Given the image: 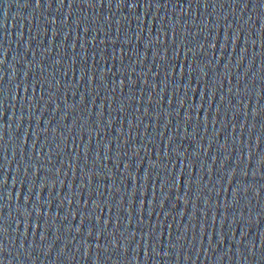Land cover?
<instances>
[{
	"label": "water",
	"instance_id": "95a60500",
	"mask_svg": "<svg viewBox=\"0 0 264 264\" xmlns=\"http://www.w3.org/2000/svg\"><path fill=\"white\" fill-rule=\"evenodd\" d=\"M145 2L167 6L149 7L145 11L143 7L129 8L127 3L117 7L115 0L111 7L97 5L91 8L83 3H73L69 7L68 0H64L61 6L58 0H51L49 7L46 0H41V6L37 8L35 0H29L28 6H25V0H0V100L3 101L0 108V136L3 137L0 140V156L7 158V164L0 168V174L6 172L8 184L5 191L12 194L11 199L6 197L0 200V214L7 220V233L0 234L2 264H94L97 257L98 264H264V161H261V157H264V0H139L140 4ZM76 17L81 20V28L85 24L89 26V35L76 28L73 23ZM53 19L56 20L55 24L51 23ZM93 27L99 30L93 32ZM105 33L109 39H116L117 47L125 36L129 41L123 45V62L129 70L127 77L138 83L132 101L126 99L130 86L126 84L121 92L117 85L115 95L126 105L124 111L118 110L110 88L97 86L96 90L90 92L87 90V79H78L83 63L81 56L85 53L92 71L103 69L102 74H107V70L111 69L109 79L112 72L117 71L121 53L117 51V60H111L112 45L99 43L105 38ZM92 36L96 37L95 42H92ZM158 36L161 44L153 43L146 49L149 40L156 41ZM181 37L186 39L182 41ZM83 41L87 44L82 48ZM74 43L75 48L72 47ZM210 44L215 47L210 48ZM164 45L168 46V63H175L176 70L168 79V88L161 92L162 84L154 90L147 85L164 80L163 68H156L161 62L153 59L152 54V50ZM177 45L180 47L177 48ZM189 48L191 51H187ZM101 49H104L103 55L99 54ZM173 52H179L178 58L173 57L177 59L175 61L172 60ZM73 55L76 56L75 64L72 63ZM143 72H148V75L141 76ZM154 73H158L155 78ZM142 79L147 81L143 88L139 83ZM56 81L60 82L59 85ZM32 83H37L35 94ZM173 84L179 85V88L169 106L167 101L172 95ZM25 85L28 86L27 93L23 90ZM258 91L259 96L256 95ZM149 92L153 97L149 116L141 115L142 108L141 112L134 114L133 107H139L141 100L146 102ZM41 95L43 100L40 99ZM81 96L84 97L83 103ZM106 96L108 99L104 100ZM160 96L164 97L163 104L157 107L155 101ZM26 97H31V102ZM181 98L186 100L184 108L177 104ZM102 102L104 108L99 126L105 131L100 132L99 136L93 133L88 163L91 165L98 140L111 142L110 155L114 156L117 149L120 150L119 167L112 160H104V167L101 169L98 164L96 171H102L105 175L111 172L116 178L115 185L120 192L116 194L113 191L111 194L122 197L125 206L129 202L132 184L122 180L125 176L123 161L133 159L141 162L139 171L136 167L130 169L137 176L138 184L143 182L145 169L150 173L145 185L146 193L151 199L154 191L155 201L151 207H145L143 218L151 224H162L163 236L159 244L152 245L155 251H152V247L148 248L147 256L144 254L145 242L139 234L134 242H129L127 253L121 250L120 245L124 243V236L121 235L124 232L123 220L118 229L111 223L108 225V230L114 235H102L99 249L96 247V233L87 237L84 232L93 221L85 220L79 234L74 230L81 218L78 213L85 209L91 211L93 207L90 202L84 205L91 189L83 185V190L77 187L79 173L75 184L70 172L67 176L57 177L58 180H65L66 184H73V188L68 192L67 188L61 190L57 186L52 191L53 197L57 193L69 199L72 192L78 195L71 205L66 199L59 210L55 199L50 210H41L48 211L52 217H45L48 222L46 238L40 239L44 234L43 228L31 226L27 229L28 235H23V218L16 211L17 206L23 210V199L18 201L15 196L24 174L20 138L27 133L24 153L31 150L32 141L36 139L33 135L35 132L39 138L37 150L45 140L55 149L60 133L66 138L69 149L73 147L74 138L82 148L88 142L87 128H96V114L101 111L99 106ZM201 103L203 108L196 109L194 121L185 125L184 111L189 105L195 107ZM69 108L72 110L69 111ZM253 109H259L260 115L254 117ZM155 110L171 111L173 115L169 119L172 123L165 127L161 116L159 124L154 127L151 113ZM176 112L180 115L176 116ZM134 115L133 127L129 128L127 117ZM62 116L65 117L63 120ZM86 119L88 124H84ZM109 119L112 120L110 127L107 125ZM196 120L200 121L198 126H194ZM145 124L148 125L146 130ZM177 124L180 126L177 127ZM241 124L244 125L243 129ZM81 126L84 128L82 138L78 134ZM45 128L49 129L47 133L43 131ZM53 128L57 129L55 133ZM173 132V146L180 145L178 151L190 158L189 161L176 160L174 165L175 173L182 172L185 177L187 173H192L194 183L187 193L186 205L182 202L177 204L176 200L177 196L185 195L186 189L182 183L179 191L172 188L171 180L168 185H161L156 172L163 177L164 170L154 168L151 172L149 161L157 163L155 153H163L164 141ZM185 135L187 139H183ZM63 147L64 144L60 143V148ZM137 147L140 148L139 155L133 158L132 152ZM100 149L103 156V143ZM196 151L199 156L192 155ZM125 152L128 153L127 157L124 156ZM41 156V164H45L46 157L43 153ZM60 158L67 167L68 156L63 151ZM56 162L57 157L53 155V165ZM189 162L194 165L192 168L188 166ZM0 163L4 161L0 160ZM17 165L21 169L19 176L16 175ZM171 167L173 165H169L170 171ZM64 171L68 172L67 168ZM28 176H31V169ZM14 177L16 185L12 184ZM218 180L220 183H217ZM195 181H199V185ZM96 187L93 184L92 189ZM99 187L102 191L106 189L103 183ZM212 188L215 191H209ZM235 189L239 191L233 200L232 191ZM48 192V188L41 191V203L48 201ZM205 200L208 202L205 203ZM35 203L33 196L32 204ZM174 204L177 207L173 208ZM169 208H172V214L163 215ZM116 211L118 209L114 208L113 220ZM149 211L153 213L151 217L147 215ZM69 212L77 215L73 218ZM107 215L106 208L101 213L102 219ZM17 219L21 220L19 225L15 223ZM135 226L136 216L133 214L128 230ZM169 232L173 245L171 249L167 248ZM85 245H91L87 249L88 255H85ZM165 250L168 255L163 254Z\"/></svg>",
	"mask_w": 264,
	"mask_h": 264
},
{
	"label": "snow or ice",
	"instance_id": "6c2138e0",
	"mask_svg": "<svg viewBox=\"0 0 264 264\" xmlns=\"http://www.w3.org/2000/svg\"><path fill=\"white\" fill-rule=\"evenodd\" d=\"M115 2H116L117 7H122L127 3V6L129 8L143 7L145 11H147L149 7L159 8L161 6H165V7L167 6L166 4L161 5L158 3L153 4V3H148V2L140 4L139 0H115ZM28 3H29V0H25V6H28ZM58 3L62 6L64 3V0H58ZM73 3H77V4L83 3L84 5L90 8L95 7L97 5L99 6L106 5L108 7H111L113 4V0H68L69 7H71ZM40 6H41V0H35V7L39 8ZM46 6H49V7L51 6V0H46ZM51 23L55 24L56 20L55 19L51 20ZM73 23L75 24L77 29L81 30L84 33V35H89V26L85 24L81 28V20L79 17H76L73 20ZM174 29H175V26L173 25V44H175ZM98 30L99 29L96 27L92 28L93 32H96ZM91 39H92V42H95L96 37L92 36ZM184 39H186V37H181L182 41ZM225 39H227V36H225ZM106 42L112 45L111 60L113 62L117 60V51L121 53V56L119 57L121 63L117 67V71L112 72V78L109 79V72L111 71V69L107 70V74H102L103 69H99V70L97 69L96 71H92L91 66L87 62V55L85 53L83 56H81V61H83V63L81 64V67L79 69L78 79L79 81H83L85 78L87 79L88 85H89V88L87 90L90 92H92V89L96 90L97 86L110 88V91L113 93L112 100L116 102L119 106L118 110L124 111L126 108V105L121 102L120 97H117L115 95L116 90H117V85L119 84L121 92L124 91L126 84L130 86L129 94L126 97V99H128L129 101H132L133 98L135 97V88L138 83L137 80L127 77L129 70L128 68L124 66V62H123L124 61L123 45L129 43V41L127 39V36H125V39L123 40V42L120 44L119 47H117L116 39L115 38L109 39L107 36V33H105V38L101 39L99 43L105 45ZM153 43H156L158 45L161 44L159 36L157 37L156 41H153L150 39L146 49H148L149 46ZM85 44H87V42L83 41V43L81 44V47L83 48ZM72 47L75 48L76 44L74 43ZM179 47L180 45H177V48ZM209 47L210 48L215 47V45L210 44ZM187 51H191V49L189 48L187 49ZM103 53H104V49H101L99 54L103 55ZM152 54H153V59H159V61L161 62L156 65V68L157 69L163 68L164 80L159 82L158 84H151L147 86L154 90L155 88L159 87L162 84L163 87H161V92H164L165 89L168 88L169 77L172 76L173 72H175L176 70V64L172 63L170 65L168 63L169 56H168V46L167 45H164L162 47H158L157 49L152 50ZM95 55H96V52L94 49L93 57H95ZM174 56L178 58L179 52H173L172 54L173 61L177 60V59L175 60L173 59ZM75 57L76 56L73 55V60H72L73 64L76 63ZM105 63H107V59ZM181 69H183V67H181ZM73 71L75 72L76 70L74 69ZM117 73H119V77H124V78H119L117 76ZM64 74L66 75V72ZM140 75L146 77L148 75V72H143ZM156 75H158V73L153 74L154 78ZM178 75L181 78L183 77V75L180 72L178 73ZM95 82H98V84ZM44 83H48V82L45 81ZM56 83L57 85H59L60 82L56 81ZM139 83H140L141 88H143V86L147 84V81L142 79ZM17 87L19 88V85ZM31 87H32L33 94H35L37 83H32ZM42 88H43V85L41 84V89ZM178 88H179V85L173 84L172 95L167 101L169 106L172 105L173 99L176 95ZM23 90L25 93H27L28 86L25 85ZM186 94L187 93L185 91V96ZM256 95L259 96L260 92L258 91ZM141 96H143V92H141ZM26 99L29 102H31L32 100L31 97H26ZM40 99L41 100L44 99L43 95L40 96ZM107 99H108L107 96L104 97V100H107ZM163 99L164 97L160 96L155 101V105L157 107H161L163 104ZM221 100H223V97H221ZM83 101H84V97L81 96V103H83ZM139 103H140V106L133 107L132 112L134 114L137 112H141V108H142L141 115L144 117L149 116L150 108H152V105H153V97H152L151 92H149L146 102L141 100ZM177 104L180 108H184L186 104V100L184 98H181L177 101ZM2 107H3V101L0 100V108ZM58 107L59 106L57 105V108ZM99 107L101 111L97 112L96 114L97 115L96 128L95 130L91 126L87 128L88 142L84 143L82 148L80 145L75 143V138H74L73 144H72L73 147L69 149L66 138L63 136V133H60V140L59 142L55 144V149H53L51 144H49L48 141L45 140L44 142L40 144L39 150H37L36 144L39 138L37 137V133L35 132L33 133V135L36 137V139L32 141L31 150L27 153H24L23 146L27 142V133H25V135L20 138V144L22 146L21 163L24 165L23 167L24 174H23V177L19 181L20 190L16 192L15 196L18 201L21 198L23 199V205H24L23 210L19 206H17L16 208V211L19 217L23 218V224L25 228L23 235L25 236L28 235L27 229L31 226L33 228H43L44 234L41 235L40 239L44 240L46 238L45 234L48 231L47 219H52V217L49 216L48 211L42 212L41 210L45 208L50 210L52 208L53 199H55V201L57 202L58 210L60 208H63L66 199H67L68 204L71 205L73 200H76V197L78 195L77 192H72L71 195L69 194L71 197L69 199L67 197L62 196L60 193H57V195L53 197L52 191L55 190L57 186H59L61 190L67 188L69 192V189L73 188V184H75L76 182L77 173H79L80 182L77 185V187L83 190V188L81 187V185H83V187L91 189L90 190L91 194L88 196L87 200L84 201V205H87L90 202L93 207H91V211H88L87 209H85L83 212L78 213L81 218H80L79 226H77L74 230L79 234L83 229L85 220L93 221L90 227H88L87 229H84V232L87 237H91L93 235V232L96 233V241H97L96 247L99 249L100 248L99 240L102 235H107L109 237L114 235V232L108 230V225L111 223L114 228L118 229L121 224V220H123L124 232H122L121 235L124 236V243L120 245L121 250L127 253L129 242L130 241L134 242L137 234H139L140 239L145 242L144 244L145 253L144 254L145 256H147L148 248L152 247L153 244H159L163 236V225L162 224H159V222L157 224H151L149 221H146L143 218L145 215V212H144L145 207L146 206L151 207V205L155 201L154 191L152 192L151 199L148 198V193H146L147 189L145 185L150 179V173L145 169L144 170L145 176L143 178V182L138 184L137 176L132 171H130V169L133 167H136V169L139 171L141 162L133 160V159H125L123 161V169L125 172V176L122 177V180H127L128 182L132 184L131 190L128 194L129 202L127 203V206H125V201L122 197H117L111 194L113 193V191L116 194H119L120 192V188L116 187L115 185L116 178H114L111 172L105 175L103 174L102 171H96V167L99 164L102 169L104 167L103 165L104 160H112L119 167V163L121 161L120 150L117 149L114 156L110 155L111 142L110 141L102 142L98 140L97 147H96V153L94 157H91V165H89L88 163L90 159L89 153L92 152L91 140L93 137V133H95L96 136H99L100 132L105 131V129H102L99 126L100 117L103 114L102 110L104 108V103L103 102L100 103ZM109 108H111V103L109 104ZM200 108H203L202 103L200 105H195V107H192L191 105H189L188 109L184 111L183 113V120H184L185 125L192 123L194 121L193 116L195 115L196 109H200ZM71 110L72 109L69 108V111ZM151 115H152V119L155 121V124H153L154 127L159 124V117L161 116H163L164 118L165 127H167L168 125L172 123V120L169 119V117H172L173 115L171 111L161 112L159 110H155V111H152ZM175 115L179 116L180 113L176 112ZM252 115L254 117L260 115V110L253 109ZM64 118L65 117L62 116L61 120H63ZM134 119H135V115L127 117V121L129 122V128L133 127L132 122ZM37 123H39V121H37ZM199 123L200 121L196 120L194 126H198ZM203 123L207 124V122H203ZM84 124H88L87 119L84 121ZM107 125L110 127L112 125V120L109 119L107 121ZM179 126L180 125L177 124V127ZM73 127H75V124L73 125ZM144 127L146 130L148 128V125L145 124ZM240 127L241 129H243L244 125L241 124ZM52 130H53V133H55L57 129L53 128ZM43 131L47 133L49 129L45 128L43 129ZM69 131H71V129H69ZM83 133H84V128L83 126H81V130L78 133L81 136V138L83 137ZM174 138H175V132L169 135L168 138L164 141L163 153L162 154L160 152L155 153L157 157V163H153L151 160L149 161L151 162V172L154 168H159V169L164 170L165 174L163 177L160 176L159 172H156V177L158 181L161 183V185L166 186L168 185L169 180H171L172 188L179 191V188L182 183L183 187L186 189L185 195L183 197L177 196L176 200H177V204L182 202L183 204L186 205L188 203L187 193L192 190V186L194 183L193 179L191 178L192 173H187V177H185L182 172L175 173L174 165H175L176 160L189 161L190 158L184 152L178 151L180 145L177 144L173 146ZM2 139L3 137L0 136V140ZM183 139H187V135H185ZM105 141H106V137H105ZM60 143L64 144L63 149L60 148ZM101 143H103V150H104L103 156L100 155ZM122 143H127V141H123ZM45 145H47L46 152H45ZM61 151H63L68 156L67 167H65V161L62 158H60ZM144 151L147 153L148 151L147 147L144 148ZM81 152H82V155H81ZM139 152H140V148L137 147L136 150L132 152V157L133 158L138 157ZM41 153H43L44 157H46L45 164H41V157H42ZM53 155L57 157V162L55 165H53L52 163ZM192 155L199 156V152L198 151L193 152ZM124 156L127 157L128 153L125 152ZM213 159L215 160V157H213ZM0 160L4 161V163H0V168H4L5 165L7 164V158L5 156H0ZM165 161H167L168 163L166 164ZM261 161H264V157H261ZM169 165H173V167H171V171L169 170ZM188 166L192 168L194 165L191 162H189ZM221 166L223 167V165ZM65 168H67L68 172L64 171ZM29 169H31L30 177L28 176ZM209 171H211V169H209ZM20 172H21L20 165H17L16 175L19 176ZM69 172L74 178L73 184H66L65 180L57 179V177L59 176H67ZM37 180H39L38 185H37ZM25 181H27V184H25ZM16 183H17V180L14 177L12 179V184L16 185ZM101 183H103L106 186V189L103 191L99 187ZM195 183L199 185L200 182L195 181ZM217 183H220V181L218 180ZM229 183H231V181H229ZM7 184H8V176L6 172L3 174H0V200L5 199L6 197L8 199H11L12 194L10 192L5 191V186ZM93 184L97 185V187L94 190L92 189ZM37 188L38 190H36ZM44 188L49 189V192H48L49 199L46 203H41L40 202L41 201V191H43ZM161 190H163V187L161 188ZM209 191H215V188L209 189ZM238 191L239 189H235L232 191L233 200H235ZM33 196H35V199H36L35 204H32ZM207 202L208 201L205 200V203ZM77 203L78 204L80 203L79 200H77ZM133 203H135V210L133 209ZM177 204H174L172 207L173 208L177 207ZM29 205H31L30 210H29ZM160 206H161V209H163V204H161ZM106 208H107L108 215L102 219L101 213H103ZM114 208L118 209V211L114 212L115 217H116L115 220H113V209ZM93 213H95V215H93ZM133 214H135L136 216V226L132 228L131 231H129L128 229L132 225ZM152 214L153 213L151 211L147 213L149 217H151ZM171 214H172V208H169L168 211L163 212V215L165 216H170ZM10 215L11 213H9V216ZM69 215L75 218L77 213L69 212ZM45 217H47V219H45ZM57 218H59V216H57ZM6 223H7V220H5L3 215L0 214V234L7 233V228L5 227ZM15 223L19 225L21 223V220L17 219ZM170 227L171 225H169V228ZM168 236H169V243L167 245V248L171 249L173 247L171 243V232L168 233ZM90 247L91 245H85V249H86L85 255H88L87 249ZM137 247H139V245H137ZM152 251H155L154 247H152ZM163 254L168 255V251L165 250ZM187 259L188 257L185 256V260ZM0 264H2V262H0ZM94 264H98V257L96 261H94Z\"/></svg>",
	"mask_w": 264,
	"mask_h": 264
}]
</instances>
